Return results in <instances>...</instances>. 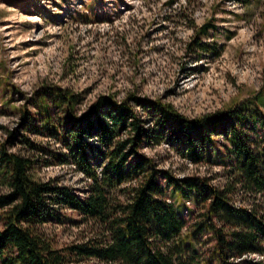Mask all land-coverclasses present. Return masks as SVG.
<instances>
[{"label": "trees", "instance_id": "trees-1", "mask_svg": "<svg viewBox=\"0 0 264 264\" xmlns=\"http://www.w3.org/2000/svg\"><path fill=\"white\" fill-rule=\"evenodd\" d=\"M254 1L264 5V0ZM215 29L207 23L198 33L207 38ZM192 48L220 55L202 39ZM262 94L226 111L189 119L172 104L118 101L115 96H102L79 114L80 97L72 91L40 92L36 112L22 113L25 132L59 147L52 150L13 133L8 143L21 146L22 152L1 146L0 187L7 192L0 194V264H264ZM218 138L226 143L222 149ZM163 144L194 165L216 163L220 151L231 182L221 188L211 178H178L160 168L144 149ZM40 164L71 166L89 184L78 193L52 180H37L34 171ZM168 188L195 203V224L180 216ZM237 192L260 203L236 207L232 196ZM67 223L85 225L92 236L57 248L44 227ZM204 234H212L215 243L207 255L197 244ZM249 256L260 259L248 261Z\"/></svg>", "mask_w": 264, "mask_h": 264}, {"label": "rangeland", "instance_id": "rangeland-1", "mask_svg": "<svg viewBox=\"0 0 264 264\" xmlns=\"http://www.w3.org/2000/svg\"><path fill=\"white\" fill-rule=\"evenodd\" d=\"M207 23L216 29L200 37L198 30ZM197 39L217 47L220 55L194 52ZM48 88L79 95V114L102 96L161 101L189 119L226 111L262 91L264 103V5L254 0H0V149L6 145L22 152L8 143L12 133L52 150L59 147L26 133L22 122L23 111L35 113L34 100ZM217 140V147L226 144ZM144 153L178 178H211L221 188L231 182L220 151L216 163L200 165L166 144ZM34 174L78 193L89 184L67 165L40 164ZM6 192L0 187V194ZM167 196L188 225L197 222L193 201L181 200L172 188ZM255 203L260 202L242 192L232 196L236 207ZM44 231L57 248L92 236L81 224H51ZM197 244L207 255L215 243L212 234H204Z\"/></svg>", "mask_w": 264, "mask_h": 264}]
</instances>
